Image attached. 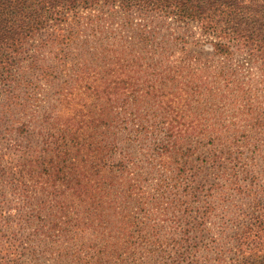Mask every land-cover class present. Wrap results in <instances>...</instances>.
Listing matches in <instances>:
<instances>
[{
    "label": "trees",
    "instance_id": "obj_1",
    "mask_svg": "<svg viewBox=\"0 0 264 264\" xmlns=\"http://www.w3.org/2000/svg\"><path fill=\"white\" fill-rule=\"evenodd\" d=\"M133 14L141 18L135 38L144 51L134 57L135 63L129 64H139L140 79L127 82L119 76L126 65L118 54L113 56L117 64L114 68L103 66L111 58L103 32L106 22H112L115 16L122 15L130 24ZM171 21L177 27L197 26L215 58L241 54L256 63L264 75V0H0V129L28 134L32 123L27 114L32 95L29 90L38 87L31 77L37 73L50 81L58 72L68 71L67 63L75 58L71 67H75L77 75L73 89L79 95L89 93L97 106L93 117L77 119L83 114L82 106L67 118L63 127L60 123L49 126L57 132L51 134L52 139L46 138L45 147L52 159L57 160L50 169L43 168L51 188L50 202L55 199L54 204L61 208L59 218H49L50 225L52 229L75 233L79 243L76 259L80 264H91L92 249L123 252L124 236L127 243L131 237L134 242L140 239L134 231L121 234L125 230L119 222H124L126 216L117 205L126 199L135 201L132 193L137 187L132 176L124 178V175H129L132 167L134 170L139 167L140 162H135L138 157L144 158L148 166L154 161L170 165L167 157L179 150L185 130L195 132L198 127L157 120V114L147 115V111L137 106L142 100L150 104L158 89V79L165 78L166 82L168 78L177 79L176 69L160 68L166 55L164 50L159 53L157 47L159 29ZM154 41L156 47L151 51L148 47ZM223 69L216 76L227 79ZM198 71L191 75L196 78ZM216 84L189 81L186 89L192 95L201 94L204 85L213 91ZM125 88L130 89L131 106L123 98ZM161 90L164 92V88ZM69 94L64 101L71 106L73 96ZM108 172H117L118 179H122L123 182H115L119 187L123 183L120 194L112 192L113 185L107 188V177L103 174ZM57 179L66 184L59 195L55 189ZM196 190L189 195L197 200ZM65 199H71L75 207L69 206ZM106 199L111 210L103 206ZM252 201L245 219L233 234H223L222 242H218L212 254H206L203 264H264V195L256 190ZM19 215L20 220H28L26 214ZM100 227H104L106 234L87 239L86 233L97 234ZM22 245L12 215L0 201V264H24ZM118 255L121 257L122 253Z\"/></svg>",
    "mask_w": 264,
    "mask_h": 264
},
{
    "label": "rangeland",
    "instance_id": "obj_2",
    "mask_svg": "<svg viewBox=\"0 0 264 264\" xmlns=\"http://www.w3.org/2000/svg\"><path fill=\"white\" fill-rule=\"evenodd\" d=\"M123 18L115 16L112 22H106L103 34L111 58L103 66L114 68L117 64L113 56L119 55L126 65L119 76L127 82L136 81L142 71L138 70V63L129 64L135 63L134 57L144 51L135 38L141 18L133 14L130 24ZM158 35L159 53L164 50L166 55L160 68L176 69L177 79L168 78L167 82L165 78L158 79V89L150 104L142 100L137 106L147 111V115L157 114V120L198 127L195 132L185 130L179 150L167 157L170 165L154 161L148 166L144 158H137L139 167L134 165L136 170L132 167L131 173L124 175L136 180L137 187L132 193L136 199L119 201L117 207L126 216L124 222H119L125 230L121 234L134 231L140 239L134 242L131 237L127 243L124 236L123 252L92 249L91 264H203L206 254H212L218 242H222L223 234H233L245 219L256 190L264 195V75L260 68L241 54L215 58L197 26L177 27L171 21L159 29ZM153 43L148 47L151 51L156 47V41ZM75 60L65 67L70 73L63 70L50 81L37 73L31 77L38 87L33 84L34 90H29L32 95L27 114L32 123L28 134L0 129V201L8 207L14 230L23 241L24 264H80L76 259L79 243L75 233L51 228V220L59 218L61 208L54 204L55 199L50 202L51 188L43 170L57 162L45 148L46 138L52 139L51 134L57 132L49 126L60 123L63 127L67 118L82 106L83 114L77 119L93 117L97 109L93 96L76 94L73 89L77 75L75 67H71ZM222 68L227 79L216 76ZM197 70L199 74L194 78L191 73ZM189 81L217 84L213 91L204 85L201 94L192 95L186 89ZM67 93L73 96L71 106L64 101ZM123 98L132 105L130 89H124ZM169 99L173 101L168 103ZM103 175L107 177V188L113 185L114 194L123 191V183L120 187L115 183L123 182L117 172ZM56 185L57 194L66 189V184L58 179ZM195 188L197 200L189 195ZM65 202L72 207L76 205L71 199ZM110 205L107 199L103 201L106 210H111ZM19 214H26L28 220H20ZM104 234V227H100L97 234L88 232L85 236L98 239Z\"/></svg>",
    "mask_w": 264,
    "mask_h": 264
}]
</instances>
